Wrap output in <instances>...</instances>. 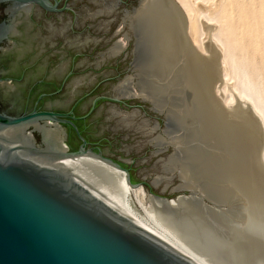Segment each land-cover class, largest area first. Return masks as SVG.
Here are the masks:
<instances>
[{"label": "bare ground", "instance_id": "bare-ground-1", "mask_svg": "<svg viewBox=\"0 0 264 264\" xmlns=\"http://www.w3.org/2000/svg\"><path fill=\"white\" fill-rule=\"evenodd\" d=\"M221 1L191 0L187 6L182 0H140L122 16L123 36L132 39L131 73L115 86L116 96L148 101L165 124L158 131L155 122H135V109L120 122L136 124L158 150L170 147L163 173L176 175L178 189L190 195L147 192L131 185L124 170L90 153L59 155L67 148L63 129L56 123L32 127L41 132L39 148L50 155L46 167L193 264H264V112L232 81L213 21ZM114 7L106 3L96 12L111 13ZM195 19L201 22L198 43L189 38ZM123 47L117 40L108 53ZM25 126L0 132V141L30 149L34 143Z\"/></svg>", "mask_w": 264, "mask_h": 264}, {"label": "rangeland", "instance_id": "rangeland-1", "mask_svg": "<svg viewBox=\"0 0 264 264\" xmlns=\"http://www.w3.org/2000/svg\"><path fill=\"white\" fill-rule=\"evenodd\" d=\"M65 1L70 10L41 14L42 26L31 33L38 36L37 43L14 48L13 60L0 58L3 72L17 75L25 71L21 80L0 84V111L13 115L35 106L69 110L79 100L74 114L80 116L96 100L90 115L76 122L88 141L87 147L122 163L133 182L144 180L148 184L142 186L147 192L164 190L168 198L190 195L189 189H178L176 175L163 173L162 164L170 147L158 150L136 124L134 127L120 122L123 114L135 109V122L143 118L155 122L158 131L165 124L162 114L154 111L148 101L137 95L117 97L114 89L131 73L132 39L123 36L127 26L122 16L140 0H60L59 7ZM182 1L190 6L191 0ZM106 3L115 5L111 13H97ZM218 9L213 21L225 47L232 81L238 89L247 90L264 112V0H222ZM198 25L200 19L193 20L189 38L194 43L199 41ZM117 40L123 42V49L116 55L109 54V47ZM56 87V94L38 99L42 89L53 92ZM54 125L65 132L63 138L69 150H76L80 140L71 126ZM25 134L36 147L41 146L40 134L31 126ZM160 177L159 183L152 185Z\"/></svg>", "mask_w": 264, "mask_h": 264}, {"label": "water", "instance_id": "water-1", "mask_svg": "<svg viewBox=\"0 0 264 264\" xmlns=\"http://www.w3.org/2000/svg\"><path fill=\"white\" fill-rule=\"evenodd\" d=\"M2 1L26 5L27 10L38 7L56 14L70 10L66 1L59 7L60 0L54 3L50 0ZM16 20V14H11L0 33V41L16 32ZM8 80L13 79L0 78V84ZM57 92L42 93L38 99ZM78 101L66 112L37 106L13 115L0 111V132L25 125L27 129L34 122L69 124L80 145L76 150H69L65 143L67 148L59 155L93 154L124 170L131 185L143 186L146 182H133L129 169L122 163L87 147L88 141L76 122L90 115L96 100L80 116L73 112ZM32 128L42 141L41 132ZM9 141H0V264H193L151 237L128 217L87 194L75 181L46 167L50 156L46 150L35 145L30 149L21 144L12 146ZM163 191L149 190L168 198Z\"/></svg>", "mask_w": 264, "mask_h": 264}, {"label": "flooded vegetation", "instance_id": "flooded-vegetation-1", "mask_svg": "<svg viewBox=\"0 0 264 264\" xmlns=\"http://www.w3.org/2000/svg\"><path fill=\"white\" fill-rule=\"evenodd\" d=\"M52 3H54V0H50ZM60 3V1H59ZM0 4H4L5 7L1 8L0 7V33L4 30L5 26L9 22V17L11 14H16L17 17V24H16V32L9 33L8 38H4L2 41H0V58L3 57V60L9 61L13 60L11 57V52L14 48L22 45V46H27L28 44H33L37 43V35H31L32 31L38 27L42 26V19H41V14L45 13H52V12H47L41 8L35 9L36 7H32L29 10H24L20 9L17 7H14L15 3L14 1H2ZM59 6V4H58ZM56 14V13H52ZM21 40V41H20ZM5 46V51L2 50V47ZM4 48V47H3ZM25 76V71L22 73H19L17 75L8 73V72H3L2 69L0 68V78H12L14 82H17L24 78ZM59 90V87L55 88V91ZM50 91L48 89H42L39 94L42 93H49ZM75 104V103H74ZM73 104V105H74ZM71 106V108L73 107ZM75 107L73 108V112H75ZM38 108V107H37ZM70 108V109H71ZM48 109H52L55 111H62L66 112L68 110L64 108H57V107H51ZM24 112V111H23ZM22 113V112H21ZM18 114V113H17Z\"/></svg>", "mask_w": 264, "mask_h": 264}, {"label": "trees", "instance_id": "trees-1", "mask_svg": "<svg viewBox=\"0 0 264 264\" xmlns=\"http://www.w3.org/2000/svg\"><path fill=\"white\" fill-rule=\"evenodd\" d=\"M132 181H133V179H131ZM145 186H148V184L147 183H145Z\"/></svg>", "mask_w": 264, "mask_h": 264}]
</instances>
